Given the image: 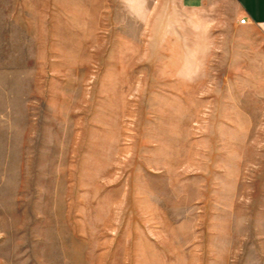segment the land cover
Returning <instances> with one entry per match:
<instances>
[{"label": "rangeland", "instance_id": "1", "mask_svg": "<svg viewBox=\"0 0 264 264\" xmlns=\"http://www.w3.org/2000/svg\"><path fill=\"white\" fill-rule=\"evenodd\" d=\"M0 264H264L263 29L0 0Z\"/></svg>", "mask_w": 264, "mask_h": 264}, {"label": "crops", "instance_id": "2", "mask_svg": "<svg viewBox=\"0 0 264 264\" xmlns=\"http://www.w3.org/2000/svg\"><path fill=\"white\" fill-rule=\"evenodd\" d=\"M182 8L190 11L206 10L209 7L219 11L222 7L232 15V21L241 27L262 28L264 31V0H179ZM229 3L233 9L229 8ZM246 18L245 23H240Z\"/></svg>", "mask_w": 264, "mask_h": 264}, {"label": "built area", "instance_id": "3", "mask_svg": "<svg viewBox=\"0 0 264 264\" xmlns=\"http://www.w3.org/2000/svg\"><path fill=\"white\" fill-rule=\"evenodd\" d=\"M245 22H246V18H242V19L240 20V23H245ZM261 25L263 26L264 23H262Z\"/></svg>", "mask_w": 264, "mask_h": 264}]
</instances>
